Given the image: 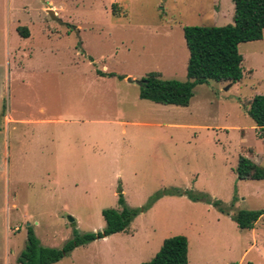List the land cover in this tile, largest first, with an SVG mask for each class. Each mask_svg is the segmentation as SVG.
Listing matches in <instances>:
<instances>
[{
    "label": "rangeland",
    "instance_id": "rangeland-1",
    "mask_svg": "<svg viewBox=\"0 0 264 264\" xmlns=\"http://www.w3.org/2000/svg\"><path fill=\"white\" fill-rule=\"evenodd\" d=\"M52 1L61 25L48 0H0V264H18L29 228L54 249L101 232V212L119 210L120 195L135 209L157 199L127 232L54 264H141L173 236L187 238L188 264H264V215L240 230L211 204L173 194L207 195L231 214L264 211V180L235 174L240 156L264 169L246 114L264 95V32L239 45L241 81L197 85L187 107L163 106L140 100L136 83L151 72L185 81L182 28L231 24V0H121L119 16L113 0ZM18 46L32 56L17 59Z\"/></svg>",
    "mask_w": 264,
    "mask_h": 264
},
{
    "label": "trees",
    "instance_id": "trees-1",
    "mask_svg": "<svg viewBox=\"0 0 264 264\" xmlns=\"http://www.w3.org/2000/svg\"><path fill=\"white\" fill-rule=\"evenodd\" d=\"M234 6L232 23L224 26H184L182 28L185 45L188 51L186 64V80H164L161 74L151 72L143 78L139 87V99L164 106L185 108L193 97V89L197 85L210 81L235 84L243 77L242 56L239 45L259 41L264 32V0H231ZM116 4L112 5V14L116 12ZM21 37H27L25 27H18ZM92 62V59L88 57ZM100 76L114 77V74ZM120 79L123 77L119 76ZM246 114L256 126L259 139L264 141V95H255L248 103ZM238 180H264V169L258 167L249 158L240 156L235 168ZM176 196H187L192 201H205L226 214L240 230H252L264 215V211L242 210L231 214L220 202L207 195H193L188 191L176 190ZM153 199L142 208H130L120 195L119 210L105 209L101 212L105 228L101 232L75 236L65 243L61 249L46 248L40 245L32 229L27 230L24 249L16 261L18 264H54L67 256L75 248L105 239L111 235L125 233L134 219L147 211ZM141 264H188V241L184 236H173L163 240L158 252L149 261Z\"/></svg>",
    "mask_w": 264,
    "mask_h": 264
},
{
    "label": "crops",
    "instance_id": "crops-1",
    "mask_svg": "<svg viewBox=\"0 0 264 264\" xmlns=\"http://www.w3.org/2000/svg\"><path fill=\"white\" fill-rule=\"evenodd\" d=\"M114 2H117V3H115V4H120L119 2L121 1V0H113ZM48 5V6H47ZM44 10H45V12H47L46 10H49L50 9V11H53L54 12V14H55V16L57 17V16H59V13L60 12H62L63 10H62V8L60 7V5H54V3H53V1L52 0H48V3H46V6H45V8H43ZM22 11L24 12V13H27V15H28V7L27 6H24L23 7V9H22ZM24 23V22H23ZM34 22L30 19L29 20V24H33ZM28 24V25H29ZM18 27H25V26H21V21L20 20H17L16 21V24L14 25V29H15V31H16V33L18 34V32H17V28ZM26 28V27H25ZM27 29V28H26ZM27 31H28V29H27ZM18 36H19V40H25V41H29L30 39H31V33L28 31V36L27 37H21L19 34H18ZM26 52V53H25ZM22 53H25V57H31L32 56V52L30 51V49H27V48H21V47H16V49H15V57L18 59V56H22ZM23 57V56H22ZM19 64H21V63H19ZM141 100V99H140ZM144 101H146V100H144ZM150 102V101H149ZM152 103V102H151ZM155 104V103H154ZM164 106V105H163ZM168 106H170V105H168ZM6 122H9V123H11V122H14V120L10 117V116H8L7 118H6ZM119 124H121L122 126H124V125H128L129 123H119ZM134 125H138V123H135ZM121 133H123V134H125V130H122L121 131Z\"/></svg>",
    "mask_w": 264,
    "mask_h": 264
},
{
    "label": "water",
    "instance_id": "water-1",
    "mask_svg": "<svg viewBox=\"0 0 264 264\" xmlns=\"http://www.w3.org/2000/svg\"><path fill=\"white\" fill-rule=\"evenodd\" d=\"M47 12H48L49 17H50L52 20L57 21L60 25L62 24L61 20L58 19V18L55 16V14H54L53 11L48 10ZM127 82L131 83L132 81H131L130 79H127ZM136 84L139 85V86H141V82H137ZM68 221H69V223L71 224L72 227L75 226V224H74V222H73V220H72L71 218H68Z\"/></svg>",
    "mask_w": 264,
    "mask_h": 264
}]
</instances>
